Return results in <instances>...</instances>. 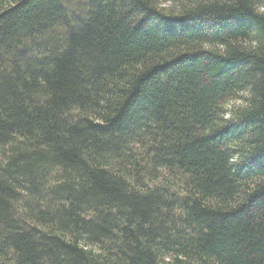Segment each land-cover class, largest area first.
<instances>
[{
    "label": "trees",
    "instance_id": "trees-1",
    "mask_svg": "<svg viewBox=\"0 0 264 264\" xmlns=\"http://www.w3.org/2000/svg\"><path fill=\"white\" fill-rule=\"evenodd\" d=\"M0 264H264V0H0Z\"/></svg>",
    "mask_w": 264,
    "mask_h": 264
},
{
    "label": "rangeland",
    "instance_id": "rangeland-1",
    "mask_svg": "<svg viewBox=\"0 0 264 264\" xmlns=\"http://www.w3.org/2000/svg\"><path fill=\"white\" fill-rule=\"evenodd\" d=\"M233 102H231L230 104H232Z\"/></svg>",
    "mask_w": 264,
    "mask_h": 264
}]
</instances>
